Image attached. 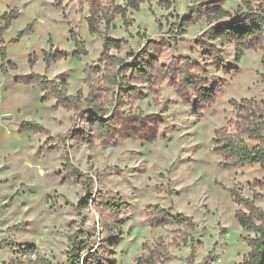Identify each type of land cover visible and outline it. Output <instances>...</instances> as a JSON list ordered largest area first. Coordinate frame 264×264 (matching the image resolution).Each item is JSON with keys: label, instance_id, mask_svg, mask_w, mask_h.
<instances>
[{"label": "rangeland", "instance_id": "rangeland-1", "mask_svg": "<svg viewBox=\"0 0 264 264\" xmlns=\"http://www.w3.org/2000/svg\"><path fill=\"white\" fill-rule=\"evenodd\" d=\"M115 1L124 4L123 0ZM191 2L172 0L169 7H164L159 0H143L138 9L127 7L125 20L116 15L108 27L101 21L98 34L88 29L86 0H61L62 8L55 6L54 0H0L4 9L0 7V15L18 9L4 36L0 35V46L6 52V72L0 69V264H12L11 257L22 264H70L67 250L72 234L82 231L96 244L99 241V213L92 201L79 204L83 187L75 178L63 177V153L93 177L95 203L98 194L125 203L120 217L121 238L111 248L115 264H137L136 258L145 251L144 243L152 244L159 235L170 242L185 230L183 225L152 226L147 222V208L155 205L193 219L192 263L200 262L208 253V264H240L244 260L250 250L247 239L254 233L238 222L236 211L243 206L226 188L236 187L264 210V170L257 162L223 167L212 141L219 127L234 131L232 99H264V49H245L236 60L234 44L217 41L224 68H216L195 42L207 27L206 20L180 25L189 15ZM239 5V0L224 2L231 12ZM261 5L264 8V0ZM37 9L43 19L33 31L35 16L31 14ZM30 23L31 29L17 36ZM71 29L81 42L78 58L71 55ZM104 37L123 39L120 47L110 48L109 53L126 61L148 39L163 41L161 63L187 56L208 73L209 86L223 84L224 90L197 118L192 108L180 100L170 80L152 89L139 84L142 96L127 100L121 109L154 113L161 118L158 135L151 141L115 139L104 146L95 140L89 146L68 139L59 143L58 150L53 146L56 139L47 142L44 133L19 132L21 119L38 117L36 120L51 134L65 133L71 127L73 110L57 106L52 95L38 108L15 106L12 102H18L21 96L17 90L21 83H16L14 77L31 70L42 73L43 51L54 43L56 49L68 55L54 61L48 78L65 81L69 93L80 90L84 98L88 89L83 80L84 67L103 68ZM30 53L33 66L27 61ZM9 56L16 62L14 69L6 64V60L12 61ZM101 74L92 73L91 80L99 79ZM105 107L111 110L114 105ZM29 247L35 250L26 251ZM169 249L172 258L157 264H191L189 242L173 244ZM87 257L88 251L82 252L79 263L90 264Z\"/></svg>", "mask_w": 264, "mask_h": 264}, {"label": "trees", "instance_id": "trees-1", "mask_svg": "<svg viewBox=\"0 0 264 264\" xmlns=\"http://www.w3.org/2000/svg\"><path fill=\"white\" fill-rule=\"evenodd\" d=\"M88 14L85 17L90 33H101L100 23L103 21L108 27L111 21L120 15L125 18L127 7L138 9L143 0H123L124 4L115 0H86ZM172 0H159L164 7H169ZM240 5L235 12L224 6L225 0H192L188 17L181 20L180 25L189 24L204 18L207 27L195 39L202 54L213 61L216 68H224L221 57L222 48L216 42L233 43L235 58L239 57L245 49H264V10L261 0H239ZM257 1V4L253 3ZM54 5L62 8L61 0H54ZM18 14L17 8H11L0 15V35L7 29L10 22ZM125 20V19H124ZM32 24L18 32L20 36L31 29ZM69 38L72 40L74 50L71 55L80 56L81 42L71 29ZM50 41V40H49ZM123 39L104 37L101 60L103 68L86 65L84 67V82L88 89L84 98L81 91L69 93L65 81H56L47 76L31 71L27 74H18L14 77L16 83L35 84L43 92L42 101L53 96L56 105L72 109L70 116L71 127L65 133L51 134L50 130L35 119H24L20 122L19 132H34L46 134V141L53 142L56 149L60 150L59 143L71 139L77 144L93 146L95 140L107 146L115 139H140L151 141L159 132L161 118L154 113L144 114L141 111L131 112L121 109L127 100H135L142 96L139 84H146L150 89L160 85L168 79L173 84L174 90L180 100L192 108L197 118L203 116L204 110L213 105L217 97L223 92V84L209 86L208 73L189 57H173L169 64L159 61V54L163 41L148 39L145 46L132 54V59H125L109 53L110 48H118ZM67 51L53 49L50 43L48 49L43 51V61L47 66L50 62L64 59ZM5 47L0 46V69L6 72ZM30 65L34 64L31 53L28 57ZM7 66L16 68L11 60H6ZM236 70V69H235ZM102 71L99 79L92 81V73ZM264 80V76H263ZM231 103L235 109L234 131H229L226 126L215 129L213 150L220 156L223 167L243 166L249 163H259L264 170V99L242 98L234 99ZM107 104L114 105L110 110ZM81 126V128H79ZM62 172L66 179L75 178L82 184V202L92 201L94 208L99 213L101 236L97 244L77 231L69 237L70 244L67 250V261L70 264H80L82 252L88 251L87 261L90 264H115L112 247L121 238L120 217L125 203L116 202L113 196L97 195V202L92 198L93 177L71 163L67 153L62 154ZM226 188V187H224ZM235 200L242 205L237 209L236 218L240 225L253 231L254 236L247 239L249 252L240 264H264V210L254 201L244 197L236 187L226 188ZM146 220L152 226H165L178 224L184 226V231L174 237L170 242H165L158 236L152 244L144 243L145 251L136 258L137 264H157L172 258L169 247L173 244L190 243L191 264H208L209 253L198 263H192L195 243L192 231L195 227L193 219L183 213L173 215L169 209L160 205L149 206ZM22 248V247H21ZM26 251L35 250L29 247ZM12 264H22L21 261L11 257Z\"/></svg>", "mask_w": 264, "mask_h": 264}, {"label": "crops", "instance_id": "crops-1", "mask_svg": "<svg viewBox=\"0 0 264 264\" xmlns=\"http://www.w3.org/2000/svg\"><path fill=\"white\" fill-rule=\"evenodd\" d=\"M14 3V2H13ZM1 7V10H4ZM39 8V7H38ZM40 9H37L35 10L34 12H32L31 15H34V19H33V27H32V30L34 31L36 29V26H37V23L38 22H41V20L43 19V15H40L38 14V11ZM22 25V24H21ZM23 26V25H22ZM18 29V28H17ZM7 30V29H6ZM5 30V31H6ZM68 30H69V27H68ZM5 31L2 32V35L4 36V33ZM65 32V35L68 37V31H64ZM46 35V34H45ZM8 38V37H5V39ZM50 43V42H49ZM54 44V43H53ZM50 44H48V47H49ZM47 47V48H48ZM53 48H55V45L53 46ZM56 49V48H55ZM10 57V56H9ZM10 59H12V62L13 63H16L13 58L10 57ZM27 61H28V55H27ZM54 61L50 62L49 66L46 67L45 63H44V71H42L41 74L47 76L48 78V72L50 71V69L52 68V65H53ZM35 64V63H34ZM33 64V65H34ZM31 65V66H33ZM31 71H35V70H31ZM49 79H53V78H49ZM18 88L17 90L19 91L20 93V97H19V100L18 102H12V104L16 103L15 106H27V105H33L35 108H38V106H42V104H44L45 101H42V96H43V92L42 90L35 84H23L21 83V85H17ZM58 106V105H57ZM14 108V106H13ZM16 108V107H15ZM39 119L38 117H35L34 119L36 120ZM26 118H23L21 119L20 121L24 120ZM29 119H33V118H29ZM38 121V120H37ZM40 122V121H39Z\"/></svg>", "mask_w": 264, "mask_h": 264}]
</instances>
